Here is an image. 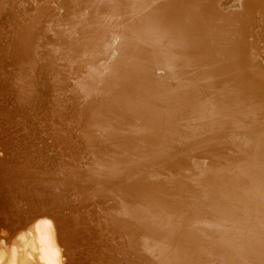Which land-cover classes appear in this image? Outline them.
<instances>
[{
	"label": "bare ground",
	"instance_id": "obj_1",
	"mask_svg": "<svg viewBox=\"0 0 264 264\" xmlns=\"http://www.w3.org/2000/svg\"><path fill=\"white\" fill-rule=\"evenodd\" d=\"M12 1L0 0V36L5 27L11 32L3 41L17 40L12 52L0 41V80H7L0 81V264H264V82L238 84L235 92L227 85L217 97L224 107L202 97L203 87H171L170 75L157 77L156 69L179 76L197 56L212 61L216 54L207 39L213 34L193 39L201 23L179 24L175 16L185 12L176 9L179 0L149 6L107 0L79 35L69 34L51 50L79 77V95L86 97L77 108L60 92L59 84L71 77L65 79L67 71L56 75L53 59L38 58L32 26L19 21L14 11L21 5ZM181 1L210 17L205 30L217 19L233 41L239 39L232 47L236 55L244 50L242 17L220 16L215 0ZM231 17L241 26H232ZM249 32L251 46L261 42L263 28ZM103 54H115L114 61L97 64ZM6 65L14 78L10 85ZM74 66L88 70L91 80L84 81ZM105 67L108 80L100 73ZM247 89L259 93L256 100L247 102ZM157 124L168 148L203 139L175 153L173 177L151 188L149 179L164 176L166 168L161 141L146 133ZM216 127L231 130L206 140L204 132ZM99 140L107 146L97 150ZM137 160L142 167L158 165L146 173ZM111 174L128 184L107 188L102 179ZM105 194L115 211L101 213L100 222L94 211L101 210Z\"/></svg>",
	"mask_w": 264,
	"mask_h": 264
},
{
	"label": "rangeland",
	"instance_id": "obj_2",
	"mask_svg": "<svg viewBox=\"0 0 264 264\" xmlns=\"http://www.w3.org/2000/svg\"><path fill=\"white\" fill-rule=\"evenodd\" d=\"M128 1L129 0H126V2H128ZM155 1L163 2V0H136L135 4L138 6H140V5L149 6L150 4L153 5V3H155ZM179 1L181 3L178 2L179 5L178 4L176 5V9L178 11H185L183 14L175 16V18H179V20H180L179 24H185V25L186 24H192L193 21L197 22V20H198L201 23V25L199 26L201 31L198 30L199 29L198 27H197V30H193L194 31L193 39L201 37L205 31L208 33H212L214 38L212 37L211 39H207V41L209 40L210 44L212 45V52H213V54H216V55L214 57H212L213 58L212 61L209 60L207 62H205L206 61L205 58L197 56L199 58V61H194L192 63H189L187 66V70L182 71V69H181L179 71V76H178V74L177 75L176 74L171 75L168 71L166 72L165 70H160V68L156 69V71L153 73L154 75H156L157 77H163V76H167V74H169L170 78H168L167 80L170 82H167V83H169L171 87H174V85H173L174 83H178V84L187 83V84H192L198 88L203 87L200 90V91H204V92H202V94H203L202 97L207 96L208 97V98L206 97L207 100L208 99L210 101L213 100L211 102V105H216V104H219L220 102L223 101V100H218V98H220V97L222 98L224 96L223 88L225 90V89H228L227 88L228 86L234 85L233 86L234 89H232V90H234L233 92H235L238 90V86L236 87V85H238V84L250 86L253 84H260V83L262 84L264 82V50H263V48H264V0H215V2H214L217 13H219L220 16L226 17L227 19L230 16H239V18L242 17V20H243L242 31L244 32L243 41L245 42V45H243L244 50H239L237 55L233 52L232 47H233V45H235V46L237 45L236 43H237V41H240L239 39L235 38L233 41V38L230 35H228V29L226 27L222 26L221 23L219 21H217V19H214L211 23H209V27L211 28L210 30L209 29L205 30V28H207V27L206 26L202 27V25L207 22V20H208L207 18L209 16L204 12L198 13V14L191 12V10L188 9L190 4L184 5L183 1H181V0H179ZM12 3L15 5H21V6H17L15 8L16 10L14 11L16 13V17L19 18V21H22L25 27H27V26L30 27V25L32 26L30 28L31 31L33 32L31 48L34 49L36 47L35 52L38 53V55H39L38 58H40V60H45L47 62H50L53 59L52 62L56 63L55 64L56 66H54L55 74L58 75L59 72H63V74H64V71H67L66 76L64 74L65 79L67 80L71 77V80L67 81V84H66L67 86L64 83L59 84L61 94H63V95L69 94V99L75 103V106L77 108L79 106L81 107L83 105L82 102L86 96L83 97V96L79 95V93H80L79 92L80 91L79 86H78V84H76V82L80 81L79 77H75L74 75H72L74 73L72 67H69L65 63V61H63L61 58H59L58 56H56V58H55V56H54V58L51 57V55H53V53H51V50H53V48H60V46L62 47V39H64V40L68 39L67 37L69 36V34H72V35L78 34L81 30H83L84 25H86L85 23L89 22V19L91 17H96L99 15V13H102V10L106 5L107 0H13ZM120 12H122V11L120 10ZM89 15H90V18H89ZM204 15H206V17H204ZM84 19H88V20L83 21ZM230 20H231V22H233L232 26H234V24L236 25L237 23H239V25L241 26L242 22H238L239 19H235V18L231 17ZM255 21H256V23H255ZM4 22H5V20L3 18V20L1 21V24ZM8 27L10 29H12V25H10ZM253 27L254 28L255 27L260 28V30H261V28H263V33H262L263 37H261L259 39L261 42H259V41H258V43L254 42L255 45L251 46L250 45V41H251L250 39H252V37H251V35L250 36L248 35V37H247L246 34L249 31H250L249 33L251 34L253 32ZM10 32L11 31H9L8 28L3 27V33L0 36V41H2L3 44H5L4 45L5 49H7V47H8L10 49V51L12 52L14 44H16L15 42H17V40L12 39V42H10V43L3 41L4 39L9 40L8 38H9ZM63 34H65V38H62ZM203 38H208V37H203ZM215 40L217 41L216 44H214L212 42ZM18 45L20 47V45H22V43L19 42ZM245 46H247L246 49H245ZM250 46H251V48H250ZM19 47H18V49H17V47H15V50H16L15 55H14L15 57H17V55H19ZM108 52H109V50H108ZM202 52H203V54H206L208 52V50H205ZM115 54H113L114 58H115ZM113 55L112 56L109 55L110 56L109 58H112V59H110V61H111L110 63H112V61H114ZM6 56H8V55H6ZM23 56H26L24 61H27L28 55L24 54ZM106 57H108V56H106V54L101 55L97 59V64L101 63L102 66H103V63L105 65H106V63L110 64L109 60L107 61V59H109V58H106ZM214 58H216L215 59L216 62L214 61ZM202 59H203V61H202ZM9 61L11 63L14 60L11 61V59H10ZM254 64H256L257 67H255ZM15 65L12 68H14ZM74 68H75V72L77 74L80 73L81 75H83L82 79L84 81H88V80L90 81L91 80V76H89L88 70L81 68V67L76 68L75 66H74ZM105 69H106V67H105ZM248 69L250 70L252 75H249V76L247 75L246 71H248ZM11 70H12L11 65L9 67H8V65H6L4 68V71H3V73H4L3 76H6L9 78V80H8L9 85L14 80V78L11 74ZM255 70H257V71H255ZM105 72H106V74H105ZM108 72H109L108 68L105 71L103 68L100 73H101V75H102V73H104V76L108 77V75H110V73L108 74ZM98 76L101 78V76L99 74H98ZM110 77H108L105 80H108ZM87 78H88V80H87ZM0 81H2V83L4 84V83H6L7 80L3 79ZM99 84H100V81L98 84H95V86L97 85V87H95V88H98L97 90H100V88L103 85V84L102 85L100 84L101 87L99 88ZM57 87H58V85H57ZM11 89H12V86H10V90ZM221 92H223L222 95L220 94ZM229 92H231V91H229ZM258 94L259 93L256 91H251L250 89H247L245 91V95L247 97V102H250V100L254 96H255L254 99L256 100V97L258 96ZM260 97H261V95H260ZM263 101H264V99H263ZM262 103H264V102H262ZM246 105H247V103L243 104L242 108H244ZM218 106L224 107L223 104H219ZM234 107L235 106L231 105L229 110L234 112V109H233ZM106 128H107V126H106ZM146 129H147V132H146L147 134L155 135V136H157L155 140L161 141L159 143L160 149L158 150V153H160L162 155V161L165 163V165H164V167H166L164 170L165 175L160 177V178H156V179L152 178V180L149 179L151 182H154V184H155V186H151V188H156V183L159 184L157 187L161 188L162 178L168 179V178L173 177L174 171H173L172 165H173L174 160L171 161L173 155L175 153H177L178 151H181L180 149L183 146L188 145V143L192 144L195 140H201L203 138H199L197 136L196 138L191 140L192 138L188 137L189 140L188 139L184 140V143H181V144L177 143V144H179V147H177L175 145V147H170L171 148L170 149L165 145L167 141L162 137L161 124H157L154 128L153 127H151V128L146 127ZM97 130L99 132H101L99 129H97ZM103 130H105V129H103ZM230 130L231 129L222 130L221 127H216L213 130H211L210 132L205 131L204 133L207 135L206 140L209 141V139L213 135L216 134L217 137L220 138V137L226 135L227 133H229ZM226 131H228V132H226ZM94 132H95V134L97 133L96 130H94ZM101 133H99V134H101ZM143 133H144V131H143ZM179 140L180 139H177V142H179ZM163 141H165V142H163ZM204 141H205V139H204ZM200 142H202V141H200ZM100 145L101 146H107V143H105L102 140L101 141L99 140V141L94 143V148L97 149V146L99 148H102ZM147 146L151 147V144H149V142H148ZM173 148H174V150H173ZM177 148H179V149H177ZM21 150H22V148H21ZM97 150H100V149H97ZM13 152H14L13 154H16L15 151H13ZM26 154L28 155V157L33 156L30 152H27ZM158 157H156V159ZM13 159L17 160V161H21L22 159L26 160L27 158L26 157L19 158V157L13 156ZM137 161L138 162L135 163V166L138 168H142L146 173L147 172H153V170L156 169V165H158L157 163H155L153 167L149 166V165H145L142 167V165H143L142 162H139L140 160H137ZM200 161L202 162V164L205 165L206 161L204 159H200L198 162H200ZM57 163H59V162H57ZM68 163H69V166H72V164H73V162H68ZM157 168H158V166H157ZM171 168H172V170H171ZM105 172L108 173L109 171H105ZM77 175H78V177L81 176L79 174H77ZM109 179H111V180L109 181ZM113 180L115 182H117V185L112 182ZM102 181H103L102 184L104 186H107V188L110 187V189H112V190L116 189L118 186H126L128 184L127 179L115 178L113 176V174H111V177H107V178L102 179ZM113 184H115L114 187H113ZM157 191L158 190H156V192ZM106 195L107 194H105L102 197V198L105 197V200H103L104 202H102V204H101L102 207L99 206L101 208V210H97L98 209L97 208L96 211H94V215L97 216V218L100 222L103 221L102 220L103 216L101 215V213L104 214L105 212H109V211L112 212L113 210L115 211V209H114L115 208L114 207L115 201H112V199L108 195H107V197H108L107 198ZM97 202H99V200H97ZM96 207H97V205H96ZM127 217L128 218H126V220L130 221L128 215H127ZM111 225H112V221H111ZM114 233L116 234V232H114ZM109 234H110V232H109Z\"/></svg>",
	"mask_w": 264,
	"mask_h": 264
}]
</instances>
